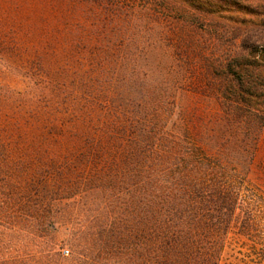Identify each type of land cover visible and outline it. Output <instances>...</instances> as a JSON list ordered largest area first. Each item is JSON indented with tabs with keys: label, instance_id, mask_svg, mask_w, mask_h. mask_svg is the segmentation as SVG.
<instances>
[{
	"label": "rangeland",
	"instance_id": "rangeland-1",
	"mask_svg": "<svg viewBox=\"0 0 264 264\" xmlns=\"http://www.w3.org/2000/svg\"><path fill=\"white\" fill-rule=\"evenodd\" d=\"M244 31L264 37V0H0V264H126L124 230L146 226L128 179L164 134L173 164L178 138L215 162L229 149L219 264H264V109L231 126L199 85ZM135 244L152 264L153 239Z\"/></svg>",
	"mask_w": 264,
	"mask_h": 264
},
{
	"label": "trees",
	"instance_id": "trees-1",
	"mask_svg": "<svg viewBox=\"0 0 264 264\" xmlns=\"http://www.w3.org/2000/svg\"><path fill=\"white\" fill-rule=\"evenodd\" d=\"M240 33L244 36L241 49L230 55L227 63L211 61L199 72L205 81L199 85L222 96L231 126L250 124L251 112L264 109V37ZM159 139L140 150L143 159L135 171L139 180L128 179L139 190L144 204L141 217L147 227L124 230L126 264H137L135 243L139 236L149 242L153 239L152 264H219L239 205L240 184L222 161L225 155L231 159L229 149H222L221 160L215 162L209 157L202 159L206 152L198 146L192 151L185 149V154L178 138L172 142H178L183 162L173 164L176 152L169 148L168 134ZM150 152L154 153L151 160ZM121 174L134 175L130 170Z\"/></svg>",
	"mask_w": 264,
	"mask_h": 264
},
{
	"label": "built area",
	"instance_id": "built-area-1",
	"mask_svg": "<svg viewBox=\"0 0 264 264\" xmlns=\"http://www.w3.org/2000/svg\"><path fill=\"white\" fill-rule=\"evenodd\" d=\"M63 253L68 254L69 251H68L67 249H64V250H63Z\"/></svg>",
	"mask_w": 264,
	"mask_h": 264
}]
</instances>
